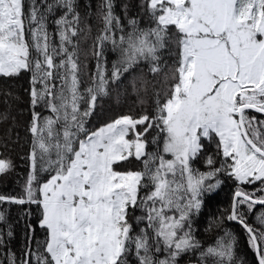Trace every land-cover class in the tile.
Wrapping results in <instances>:
<instances>
[{"label":"snow or ice","instance_id":"1","mask_svg":"<svg viewBox=\"0 0 264 264\" xmlns=\"http://www.w3.org/2000/svg\"><path fill=\"white\" fill-rule=\"evenodd\" d=\"M144 6L152 25L131 19L126 31L112 0H104L93 84L81 90L78 0H0V75L32 74L29 172L23 195L0 194V204L36 205L45 233L33 249L29 222L22 256L11 254L9 264H132L131 255L135 264H180L196 252L197 264H238L231 231L206 248L193 233V219L221 177L235 190L215 226L238 224L264 264V0H145ZM171 40L172 83L162 99L157 93L155 112L89 127L111 84L142 63L154 75L162 71L161 51ZM105 43L117 53L110 72ZM153 132L157 151L149 153ZM205 141L215 143L219 159L207 156L209 170L200 172L192 165ZM133 159L143 170L123 169ZM13 168L0 155V175ZM257 210L260 227L247 220Z\"/></svg>","mask_w":264,"mask_h":264},{"label":"trees","instance_id":"2","mask_svg":"<svg viewBox=\"0 0 264 264\" xmlns=\"http://www.w3.org/2000/svg\"><path fill=\"white\" fill-rule=\"evenodd\" d=\"M28 0H26V3ZM39 2V0H38ZM104 0H78L81 16L80 27L82 29L77 37V55L81 64V90L93 84V74L96 72L98 51L97 37L104 28L102 18V6ZM113 13L120 18L122 25L127 31L130 28L129 20L135 19L141 28L152 25V20L145 8V0H112ZM60 12H57V16ZM49 17L48 31L55 33V25ZM117 36L120 35L117 30ZM53 42L58 43V36H53ZM104 57L106 58L107 70H112V63L117 59V53L112 51V45L105 43ZM176 46L174 40L169 41L165 49L161 51V69L158 74H152L148 66L139 65L122 77L121 81L109 86V94L100 98L95 115L91 118L89 127L95 129L105 122H109L122 114H144L154 113L156 110L157 93L163 98L164 93L170 87L172 70L176 61ZM30 72H22L17 77L0 76V155L12 161L14 168L6 175H0V194L13 196L22 195V185L29 172V161L27 160L30 151L32 136L28 131L31 117L29 88L31 80ZM45 115L48 113L45 112ZM153 132L147 137L149 153L157 151V144L152 143ZM162 146V145H161ZM205 152L193 163V168L200 172L208 171L205 163L207 156L215 159V143L205 141ZM127 170H143L140 161L131 160L123 165ZM224 181L211 196L204 198L201 211L193 219V233L203 247L214 245L217 239L223 235L225 230L231 231L237 238L235 248L238 264H257L252 249L247 244V237L244 230L235 222L224 221L222 227H216L215 221L230 208L232 196L235 190L231 180L221 177ZM31 215H27L28 210ZM0 211L4 212L5 220L0 221V234H3L5 243L0 246V262L9 264L11 254H15L17 260L22 256L27 243L26 225L31 222L34 233L32 248H36V241H43L45 233L38 226L39 210L36 205L0 204ZM255 213L247 217L248 223L254 227H260ZM139 215V212H137ZM11 231L13 235L7 236ZM162 258V257H161ZM199 253H188L180 259V264H197ZM132 264H135V255L130 256Z\"/></svg>","mask_w":264,"mask_h":264},{"label":"rangeland","instance_id":"3","mask_svg":"<svg viewBox=\"0 0 264 264\" xmlns=\"http://www.w3.org/2000/svg\"><path fill=\"white\" fill-rule=\"evenodd\" d=\"M0 76H2V75H0ZM24 185V184H23ZM23 185H22V188H23ZM22 191V195H23V190H21Z\"/></svg>","mask_w":264,"mask_h":264},{"label":"water","instance_id":"4","mask_svg":"<svg viewBox=\"0 0 264 264\" xmlns=\"http://www.w3.org/2000/svg\"><path fill=\"white\" fill-rule=\"evenodd\" d=\"M233 222V221H232ZM255 254V253H254Z\"/></svg>","mask_w":264,"mask_h":264}]
</instances>
